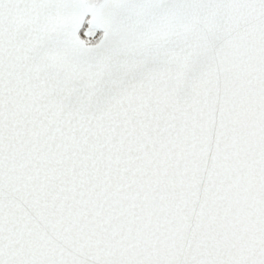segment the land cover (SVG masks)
<instances>
[{
	"label": "snow or ice",
	"instance_id": "obj_1",
	"mask_svg": "<svg viewBox=\"0 0 264 264\" xmlns=\"http://www.w3.org/2000/svg\"><path fill=\"white\" fill-rule=\"evenodd\" d=\"M0 264H264V0H0Z\"/></svg>",
	"mask_w": 264,
	"mask_h": 264
}]
</instances>
